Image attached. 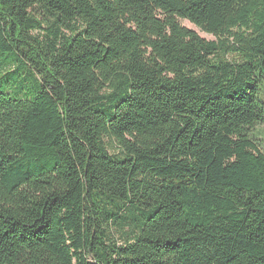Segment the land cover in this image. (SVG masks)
Masks as SVG:
<instances>
[{"label":"trees","instance_id":"obj_1","mask_svg":"<svg viewBox=\"0 0 264 264\" xmlns=\"http://www.w3.org/2000/svg\"><path fill=\"white\" fill-rule=\"evenodd\" d=\"M260 124L264 0H0V264H264Z\"/></svg>","mask_w":264,"mask_h":264},{"label":"rangeland","instance_id":"obj_2","mask_svg":"<svg viewBox=\"0 0 264 264\" xmlns=\"http://www.w3.org/2000/svg\"><path fill=\"white\" fill-rule=\"evenodd\" d=\"M180 22L182 25L195 30L200 36L206 39H215L213 35L202 31L200 28H198L196 25L186 19H180ZM254 133L256 134L255 141L258 144V148L264 153V124L256 126Z\"/></svg>","mask_w":264,"mask_h":264}]
</instances>
